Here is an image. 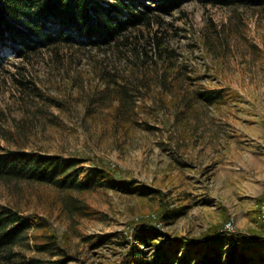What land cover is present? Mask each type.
<instances>
[{"label":"rangeland","instance_id":"obj_1","mask_svg":"<svg viewBox=\"0 0 264 264\" xmlns=\"http://www.w3.org/2000/svg\"><path fill=\"white\" fill-rule=\"evenodd\" d=\"M170 50L177 66L202 77L195 87H231L240 97L219 108L197 105L184 126L154 97L140 102L133 117L138 124L129 129L114 127L105 113H88L109 77L135 83L137 75L138 86L143 79L156 81V63ZM0 147L76 157L88 170L105 165L136 183L131 191L115 186L92 193L87 203L95 213L75 221L31 188L19 197L0 183L1 203L52 222L74 257L67 264H131L128 255L141 223L160 229L166 246L172 239L200 238L215 225L229 232L230 222V232L259 233L260 223L264 226V200L258 205L264 195V9L189 2L106 49L60 45L24 59L6 57L0 66ZM147 187L164 194L165 210L158 192L138 190ZM41 256L29 252L26 262L10 264Z\"/></svg>","mask_w":264,"mask_h":264},{"label":"trees","instance_id":"obj_2","mask_svg":"<svg viewBox=\"0 0 264 264\" xmlns=\"http://www.w3.org/2000/svg\"><path fill=\"white\" fill-rule=\"evenodd\" d=\"M195 1L220 8L264 9V0H0V66L8 56L24 59L60 45L106 49L131 30L152 26ZM168 52L156 63L157 78L153 83L143 79L138 86L137 75L135 83L109 77L92 106L87 107L88 113H105L114 127L129 129L138 124L133 117L139 114L140 102L154 97L173 114L175 122L184 126L187 117L197 112V105L219 108L229 99L240 97L231 87H195L202 77L190 76L189 68L177 66L171 50ZM143 88L145 93H140ZM83 164L76 157L0 147V183L17 196L24 188H31L72 221L95 213L87 203L92 193L115 186L131 191L136 186L117 177L110 167L99 165L88 170ZM138 190L158 192L160 207L166 209L163 193L148 187ZM263 200L264 195L258 198V205ZM260 226L259 233L247 234L227 232L215 225L200 238L172 239L166 246L160 229L141 223L128 258L131 264H264V226ZM151 249L157 254H149ZM29 252L42 256L30 257L28 264H67L74 260L48 218L37 212L25 214L17 205L0 202V264L17 259L26 262Z\"/></svg>","mask_w":264,"mask_h":264},{"label":"built area","instance_id":"obj_3","mask_svg":"<svg viewBox=\"0 0 264 264\" xmlns=\"http://www.w3.org/2000/svg\"><path fill=\"white\" fill-rule=\"evenodd\" d=\"M261 212H262L263 214H262V216H261L260 218H261V220H262V223L264 224V202L262 203V206H261ZM225 227L229 230V232H230V231H234V227H233V225H232V222L226 224Z\"/></svg>","mask_w":264,"mask_h":264}]
</instances>
